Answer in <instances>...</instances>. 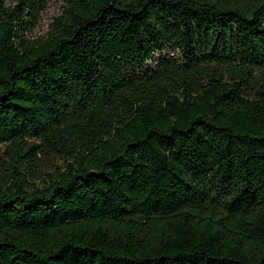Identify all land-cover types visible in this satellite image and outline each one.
<instances>
[{
	"label": "trees",
	"instance_id": "trees-1",
	"mask_svg": "<svg viewBox=\"0 0 264 264\" xmlns=\"http://www.w3.org/2000/svg\"><path fill=\"white\" fill-rule=\"evenodd\" d=\"M62 1L0 0V264H264V0Z\"/></svg>",
	"mask_w": 264,
	"mask_h": 264
},
{
	"label": "rangeland",
	"instance_id": "rangeland-1",
	"mask_svg": "<svg viewBox=\"0 0 264 264\" xmlns=\"http://www.w3.org/2000/svg\"><path fill=\"white\" fill-rule=\"evenodd\" d=\"M62 0H47L45 9L41 12L39 19L30 32V35L33 37H44L51 29L53 21L56 17L60 16L63 9ZM158 56H154L151 59L147 60L145 68L151 64L152 59H156Z\"/></svg>",
	"mask_w": 264,
	"mask_h": 264
}]
</instances>
